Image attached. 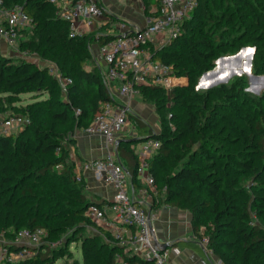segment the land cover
<instances>
[{"label": "trees", "instance_id": "obj_1", "mask_svg": "<svg viewBox=\"0 0 264 264\" xmlns=\"http://www.w3.org/2000/svg\"><path fill=\"white\" fill-rule=\"evenodd\" d=\"M229 1L197 0L191 17L182 23L179 35L160 48H151L152 58L171 65L175 87L166 90L159 86H141L140 97L152 101L157 110L172 100L167 125L163 123L162 112L158 114L161 122L158 129L134 116L135 132L122 136L116 149L133 183H141L135 177L138 154L133 144L150 136L158 138L160 146L148 160L157 188L150 205L154 207L158 202V170L170 162L184 160L185 166L173 170L166 167L164 201L189 210L193 234L198 236L200 228L204 227L205 246L223 264H264V185L257 183L263 180L261 173L241 153L237 162L245 175L209 179V170L217 168L212 159L223 155L210 140L215 136L216 122L224 118L219 112H235L234 100L240 92L233 91L232 85L210 87L200 93L194 90L193 77L214 66L215 53L234 47L248 35L250 25L243 27L242 23L235 22ZM235 1L252 13L256 23L260 22V13L253 1ZM3 2L7 7L20 5L32 18L31 29L37 33V41H34L23 38L31 29L21 32L19 52L48 56L59 65L61 77L71 79L65 88L66 99L53 100L52 93L55 89L61 91V87L59 81L50 76L48 68L35 64L29 56L14 58L0 53V94L12 96L44 89L49 94L29 105L33 107V117L44 112L43 128L31 125L27 112L19 115L27 116L28 124L9 135L0 133V233L8 238L20 228L39 227L47 232L48 242L62 239L54 246L42 244L32 257L16 263L49 264L66 246L65 240L57 234L63 230L75 232L86 227L96 228L95 222L85 215L92 199L84 192L83 178L76 180V173H72L74 165L69 163V149L60 144V139L74 140L77 129L87 127L102 103L111 100L102 69L98 72L87 70L84 62L92 55L90 37L95 36V44H99L113 35L106 34L100 27L98 31L70 36L68 23L58 16L57 7L50 0ZM262 34L252 32L248 39L256 44L257 52L263 46ZM253 67L257 73L264 71V57ZM181 75L188 78V83L175 85V77ZM257 101V107L241 101L245 108L249 106L255 110L257 118L251 137H244V140L258 147L264 156V91ZM56 105L62 109L53 110ZM13 115L16 113L5 115L0 122ZM84 118L86 123L82 125ZM227 124L230 130L242 133L231 121ZM197 159L201 163H196ZM245 176L254 179L252 187L260 188L263 195L256 192L255 198L251 197L244 189ZM176 244L184 243L178 241ZM82 249L84 264H115L116 254L126 261L138 259L124 253L117 245L107 243L101 235L84 237Z\"/></svg>", "mask_w": 264, "mask_h": 264}, {"label": "built area", "instance_id": "obj_2", "mask_svg": "<svg viewBox=\"0 0 264 264\" xmlns=\"http://www.w3.org/2000/svg\"><path fill=\"white\" fill-rule=\"evenodd\" d=\"M50 1L57 7L58 16L68 23L70 36L88 32L96 18L105 12L97 0ZM153 1L154 4L144 14L141 25L117 22L116 35L103 43H96L100 59L98 64L104 66L103 77L111 100L102 103L100 111L82 131L98 136L104 148L100 157L87 161L84 166L92 170L97 181L112 188L113 196L105 204L88 205L85 215L92 221L113 228L103 238L107 243L122 248L124 253L150 264H169L163 244L153 234L146 205L143 206V201H140L145 190L135 191L129 187V175L116 149L122 131L129 123L128 114L131 112L132 100L141 96L140 87L159 86L165 89L168 85H173L171 65L152 58L151 48H160L168 40L177 37L181 32L182 23L191 17L197 5V0ZM80 22L83 31L78 30ZM32 26V18L20 5L7 7L3 0H0V39L11 51L15 45L18 50L21 32L29 31ZM20 53L25 57L29 56L26 51ZM58 81L61 89L65 91L71 79L59 77ZM28 123L29 118L24 115L16 114L3 118L0 122V133L9 135ZM159 146L160 140L150 136L141 141L136 149L138 164L135 177L150 190V203L157 193V188L154 176L149 170L148 160ZM80 177V174H75L76 180ZM109 213L112 216H109ZM61 242L62 239L48 242L47 232L39 227L20 228L8 238L1 232L0 264H16L32 257L42 244L49 243L54 246ZM116 258L119 264H130L120 254H116Z\"/></svg>", "mask_w": 264, "mask_h": 264}, {"label": "rangeland", "instance_id": "obj_3", "mask_svg": "<svg viewBox=\"0 0 264 264\" xmlns=\"http://www.w3.org/2000/svg\"><path fill=\"white\" fill-rule=\"evenodd\" d=\"M249 1H253L255 3V6L258 12L260 13V22L256 23V20L254 19V17H252V13L249 12L246 8H244L242 3H238L235 0L229 1L230 11H233L235 15V22H239L238 25L242 23L243 27H247L250 25V28H248L247 30L249 31L248 35L246 34L245 37H243L240 41H237L234 44V47L230 49H221L217 53H215L212 58L214 66L210 70L196 75V77L193 78L196 81L194 85V90L198 93L204 92L210 87H217L219 85H232L231 89L233 91L240 92L239 97L234 100L236 109L235 112H228L223 110H220L219 112L224 116V118L216 122V126L214 127L215 136L210 138V140L214 145H217V147L221 149L220 152L223 155L221 158L217 157L215 159H212L217 168L215 170H209L211 171L209 172V179L222 180L226 179L227 177L229 178L238 175L241 176L243 174L245 175L242 170L240 171V169L243 168L237 162V157L243 155L241 153H244V157L250 159L251 166L256 167V171H259L261 173L263 180L257 183L259 186H262L264 185V156L262 155V151L258 147L256 148L253 145H249V141L244 140V137L250 138L251 134L253 133V127L257 122V118L255 117L256 113L255 110L251 109L249 106L245 108L244 104L241 103V101H247L249 102V104L254 105L255 107L259 106L257 99L260 98V95L264 91V71L257 73L253 67L255 63H259L262 56L264 57V53L261 54V51L264 52V41L262 42L263 46L261 47V50L257 52L256 44L251 40H248L249 38H251L250 35L252 34V32H254L255 35L263 33L262 35L264 38V0ZM111 31L115 32L114 28H111ZM23 38L25 40L31 39L37 41V33L35 30L31 29V31H29ZM88 41L92 48V55L84 62V67L87 70L98 72L99 69H102V67H100V65L96 61V56L92 47L95 44V36L90 37ZM1 44L2 43L0 42V53L10 55L14 58L22 56L19 50L15 49L17 45L12 48L13 51L6 52L1 49ZM242 50L244 51L243 56L245 58L243 61L236 57L237 53ZM28 59L35 61V64L39 66H44L48 68V71L52 78L58 80L59 77H61L62 74L58 67L59 65L56 63L55 60L50 59L48 56L42 57L38 53H31V56H29ZM175 78V85H185L186 83H188V78L183 75ZM183 78L185 82L183 81ZM173 87L175 86L168 85L165 89L169 90ZM46 97H49V94L45 89L27 93H20L18 95L12 96L7 93L0 94V120L2 117L9 113L26 114L28 112L31 117V125H36L39 128H43L44 123L42 121L44 119V112L38 114L37 117H33V115L31 114V110L33 107H29V105H32L36 103L39 99H43ZM57 98L61 99L62 101L65 100V91L62 89L61 91L59 89H55L52 93V99L55 100ZM135 99L137 100V103L134 106L137 107L135 109L133 107L131 109L133 113L129 112L128 114L129 125H134L133 118L135 114L141 113L142 105L144 106L143 108H145L143 110H147L149 108L153 109V114L148 111V113H150L151 115H146V119L148 121H151L152 119H157V128L161 127V122L158 114L162 112V114L165 116L163 123L167 125V114L170 111V105L172 104V100L167 102L161 109L157 110L156 106L152 101L145 100L142 97H136ZM60 109L62 108L58 105L53 108V110L57 111ZM227 121H231L233 125H236L237 128L242 130V133L230 130ZM81 123L82 125H84L86 123V119H82ZM168 126L172 128L171 125ZM83 129L82 126L79 127L74 137H76L79 132H82ZM74 142L75 138L74 140L69 139V141L67 140V137H63L60 139V144L63 147H68L69 152L73 151L76 154ZM76 160H79V158L77 157L75 159L69 155V163L71 165H74L72 173L75 172ZM196 163H201L200 159H197ZM179 166H185L184 160H176L170 162V164L168 165H164V168L162 169L158 168L159 170L157 172V185L159 186V197L157 199V204L165 202L164 200H166V192L164 189V185L165 183H167L165 177L168 174L166 167H171V170H173ZM243 182L246 186L244 187V189H246L248 193H250L251 197L253 196V198H255L256 192L260 195H263V191L260 188L256 186L252 187V184L254 182V179L252 177L245 176ZM84 184V192H86L87 197L91 199V196L93 195L89 190H87L85 181ZM146 190L147 192H149L148 189ZM237 204H240V202H238ZM96 227L100 229V227ZM91 228L94 227H86L75 232L63 230L62 232L57 234L58 237H61L65 240L66 246L62 248V250L57 252L56 256L58 257L54 262L49 264H84L82 260V240L84 239V237L97 234V231ZM204 232L205 228L203 227V237ZM68 238H71L72 240L68 241ZM204 241L206 242L205 237ZM135 261L138 262L140 260L135 259Z\"/></svg>", "mask_w": 264, "mask_h": 264}, {"label": "crops", "instance_id": "obj_4", "mask_svg": "<svg viewBox=\"0 0 264 264\" xmlns=\"http://www.w3.org/2000/svg\"><path fill=\"white\" fill-rule=\"evenodd\" d=\"M99 4L104 9V14L101 17L96 18L95 23L88 32L98 31L102 27V31L106 34L116 35L118 32L117 22H125L131 25H141L144 20V14L151 8L154 4L153 0H97ZM132 6H131V5ZM110 20H108V17ZM83 25L80 22L78 24V30L83 31ZM114 28L115 32L111 31ZM86 32V31H85ZM86 32V33H88ZM1 49L3 51H11L5 42L0 39ZM93 50L96 56V61L99 62V56L97 53L96 44L93 46ZM99 60V61H98ZM35 62V61H34ZM102 69L104 66L100 65ZM137 103L136 99L132 100L131 109ZM144 106H141V113L135 114V116L140 117L146 121L153 129L157 128V119H152L148 121L147 116L150 113H154L152 108L143 110ZM148 111L150 113H148ZM133 113V111L131 110ZM147 115V116H146ZM129 126V127H128ZM129 128V129H128ZM135 132L134 125H129L123 129L120 138L124 135H131ZM135 143L136 149L140 146ZM138 145V146H137ZM74 146L76 149V154L72 151L70 156L72 158H79L75 162V173L80 174L86 183L87 190L91 192L93 196L91 199L96 201L98 204H105L109 202L113 196L112 188L106 186L102 182L97 181L92 173L91 169L85 168V163L96 157H100L104 153L103 143L101 139L92 134H87L84 132H79L75 137ZM73 148V147H72ZM73 150V149H72ZM77 156V157H76ZM129 187L133 188L135 191L145 190L144 196L141 197L140 201H143V206L146 205V210L150 215L151 228L155 238L163 244L169 258V264H223L215 254L209 251L205 246L204 237L202 236L203 227L200 228L199 234L194 235L191 228V213L189 210L175 207L167 202H161L152 207L150 205V190L142 183H133L130 176L127 179ZM141 185V186H140ZM145 186V188H144ZM140 203V202H139ZM109 216H112L109 213ZM95 222V225L99 228H91L97 231L96 235L104 236V234H109L113 228L105 226L101 222ZM201 235V236H199ZM183 242L184 244H176V242ZM130 264H150L149 262L138 261L131 259ZM115 264H119V260L116 258Z\"/></svg>", "mask_w": 264, "mask_h": 264}, {"label": "water", "instance_id": "obj_5", "mask_svg": "<svg viewBox=\"0 0 264 264\" xmlns=\"http://www.w3.org/2000/svg\"><path fill=\"white\" fill-rule=\"evenodd\" d=\"M113 36H115V35H113ZM243 51V50H242ZM242 51H240L239 53H237V55H236V57H238V58H240L241 56H242ZM206 74V73H205ZM204 75V74H203ZM147 138V137H146ZM93 202H95L94 200H92V202L91 203H89V205L90 204H92ZM165 247V246H164Z\"/></svg>", "mask_w": 264, "mask_h": 264}, {"label": "bare ground", "instance_id": "obj_6", "mask_svg": "<svg viewBox=\"0 0 264 264\" xmlns=\"http://www.w3.org/2000/svg\"><path fill=\"white\" fill-rule=\"evenodd\" d=\"M244 51H242V56L239 58L241 61H243L245 58H244ZM242 63V62H241ZM241 66V65H240Z\"/></svg>", "mask_w": 264, "mask_h": 264}]
</instances>
